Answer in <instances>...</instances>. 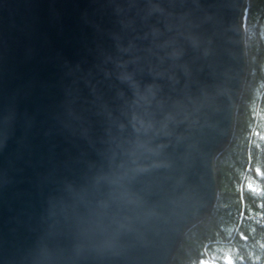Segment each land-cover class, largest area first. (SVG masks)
Listing matches in <instances>:
<instances>
[{"label":"water","instance_id":"95a60500","mask_svg":"<svg viewBox=\"0 0 264 264\" xmlns=\"http://www.w3.org/2000/svg\"><path fill=\"white\" fill-rule=\"evenodd\" d=\"M247 0H0V264H171L218 198Z\"/></svg>","mask_w":264,"mask_h":264},{"label":"trees","instance_id":"16d2710c","mask_svg":"<svg viewBox=\"0 0 264 264\" xmlns=\"http://www.w3.org/2000/svg\"><path fill=\"white\" fill-rule=\"evenodd\" d=\"M248 3V74L232 141L216 162L217 202L186 234L172 264L216 262L224 250L234 254L235 240L248 264L264 252V0Z\"/></svg>","mask_w":264,"mask_h":264},{"label":"flooded vegetation","instance_id":"af4514ba","mask_svg":"<svg viewBox=\"0 0 264 264\" xmlns=\"http://www.w3.org/2000/svg\"><path fill=\"white\" fill-rule=\"evenodd\" d=\"M231 248L234 249V254H226L224 248H222L224 251L220 252V255L216 258V264H248L247 261L244 260L241 253L239 252L240 250L239 242L237 243L236 240L233 241ZM263 250H264V245H263ZM227 256H231V260L229 259V262H226ZM254 259L257 260L256 264H264V252L261 256L255 257ZM208 262L206 261V264H209Z\"/></svg>","mask_w":264,"mask_h":264},{"label":"bare ground","instance_id":"6f19581e","mask_svg":"<svg viewBox=\"0 0 264 264\" xmlns=\"http://www.w3.org/2000/svg\"><path fill=\"white\" fill-rule=\"evenodd\" d=\"M248 0L246 1V3H245V8H244V13H243V24H244V29H245V35H246V28H245V26H246V17H247V11H248ZM245 49H246V55H247V63H248V54H247V45H246V36H245ZM247 67H249V64H247ZM247 71H248V68H247ZM247 74H248V72H247ZM247 78V77H246ZM246 83V82H245ZM242 97V96H241ZM217 162V161H216ZM213 211H214V208H213ZM213 213V212H212ZM205 220V219H204ZM203 221V220H202ZM190 231V230H189ZM188 231V232H189ZM204 263L203 264H206V260L205 261H203ZM209 264H216V262L214 261V260H212V259H210L209 260V262H208ZM172 264V263H171Z\"/></svg>","mask_w":264,"mask_h":264},{"label":"rangeland","instance_id":"374dc122","mask_svg":"<svg viewBox=\"0 0 264 264\" xmlns=\"http://www.w3.org/2000/svg\"><path fill=\"white\" fill-rule=\"evenodd\" d=\"M234 131H235V130H234ZM233 134H234V133H233ZM231 141H232V140H231ZM216 202H217V201H216ZM215 204H216V203H215ZM214 208H215V207H214ZM194 227H195V226H194ZM187 233H188V232H187ZM187 233H186V234H187ZM186 234H185V236H186ZM185 236H184V238H185ZM183 240H184V239H183ZM182 242H183V241H182ZM182 242H181V243H182ZM180 245H181V244H180ZM180 245H179V247H178V249H177V252H178V250H179V248H180ZM177 252H176V253H177ZM175 255H176V254H175ZM174 257H175V256H174ZM173 259H174V258H173ZM172 261H173V260H172Z\"/></svg>","mask_w":264,"mask_h":264}]
</instances>
